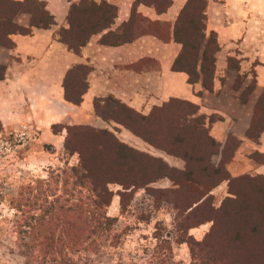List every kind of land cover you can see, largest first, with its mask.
<instances>
[{
	"label": "trees",
	"instance_id": "1",
	"mask_svg": "<svg viewBox=\"0 0 264 264\" xmlns=\"http://www.w3.org/2000/svg\"><path fill=\"white\" fill-rule=\"evenodd\" d=\"M139 1L154 5L159 11L164 10L171 2V0ZM206 3V0H188L182 9L174 26V38L182 43L183 49L176 58L173 68L186 71L189 74V82L194 84L201 80L205 87L211 89L216 72V54L220 50V45L215 31L209 35L205 31ZM22 11L31 12L33 25L47 27L54 23L53 15L45 9V3L41 0H0V44L13 47L11 33H31L30 27L21 26L14 21ZM116 13V5L107 0L100 3L95 0H80L73 3L68 15L69 27L60 29V39L75 52H80L92 34L104 30L114 22ZM133 34L130 26H127L123 33L108 32L103 41L119 43L125 38L130 39ZM235 61V58L229 59L230 64H235ZM89 71L88 65H77L68 72L65 79L67 101L80 104L88 86ZM5 73L6 65L0 64V79L5 78ZM79 73H82L83 85L76 82ZM243 77L239 75L237 83L240 84ZM177 102L187 104L192 109L179 115L174 111L172 117V106ZM110 105L111 109L103 114L105 108ZM95 109L105 119H113L129 128L154 147L176 156H183L187 161V168L181 172L187 174V178L192 172L189 162L192 156L182 154L178 150L166 149L161 145L158 140L162 137L161 123L169 121L179 124L177 131L176 125L174 126L175 142H186L193 130L205 133L208 140L217 145V148L214 151H208L206 148L201 154L203 156L208 151L209 167L217 173L221 171L225 173L218 176L215 181L210 177L206 181H201V185L209 186L208 190L181 208L184 218L180 219L179 225L185 232L177 237V242H187L193 259L203 264H251V261L248 263L241 261L242 257L248 259L250 256L264 260V184L257 185L258 197L250 196L249 200L241 196L239 191L231 189V185L238 180L255 178L264 180V176L230 177L224 160L216 166L211 162L213 153L218 152V142L209 133L206 125L207 116L197 113L198 105L187 100L171 99L161 106L154 107L150 113L143 114L120 99L110 96L96 99ZM216 119L215 114L210 116V121ZM260 122L259 125L263 126L264 120ZM58 125L54 124L53 128ZM66 128L65 151L70 155L78 153V164L65 163L61 167L51 168L46 177H38L33 182L22 184L17 194L11 198V206L16 210L17 238L24 247L25 264H80L87 253L94 252L100 247L101 240L109 236L117 221V217L108 215L107 210L114 197L110 184L122 185L124 190L121 191V203L124 204L123 198L128 188L146 186L161 177L172 176V171H179L161 158L121 141L107 128H96L90 124H72ZM168 134L171 137L172 134ZM77 135L85 137L83 145L76 142ZM147 158L159 162L149 170ZM225 179H229L233 195L226 197L219 207H215L211 205L210 191ZM207 207L214 210V214L202 221H193L194 214ZM231 210L237 222L230 229L221 232L225 223L227 224L222 223L221 216H231ZM206 221H212V226L202 240L189 233L192 227ZM64 226L67 228L61 229ZM227 232L230 236L229 241L223 238ZM247 234L248 237L256 236L262 240L259 239L261 243L256 248L258 252L254 253L255 255L241 254L243 244L248 239V237L245 239ZM230 242L233 243V255L225 256V250L231 246ZM225 244L228 245L227 248ZM149 264L176 263L160 259Z\"/></svg>",
	"mask_w": 264,
	"mask_h": 264
},
{
	"label": "crops",
	"instance_id": "2",
	"mask_svg": "<svg viewBox=\"0 0 264 264\" xmlns=\"http://www.w3.org/2000/svg\"><path fill=\"white\" fill-rule=\"evenodd\" d=\"M41 1L54 23L33 25L31 12L22 11L14 21L31 33H11L13 47L0 44V64L6 65L0 120L25 118L48 126L65 120L70 109L73 122L106 127L116 122L96 112V99L113 96L143 114L171 99L187 100L207 116L209 133L218 142V163L225 161L230 177L264 176V125H259L264 120V0H206L205 31H215L220 45L211 89L173 68L183 49L174 26L188 0H171L161 11L139 0H107L117 7L114 22L92 34L80 52L59 36L69 27L71 5L80 0ZM127 26L134 32L130 39L103 41L108 32L123 33ZM77 65L90 67L80 104L65 99V79ZM239 75L244 76L240 84ZM213 114L217 119L210 121ZM123 129L127 140L141 139ZM228 183L223 180L219 190L226 192Z\"/></svg>",
	"mask_w": 264,
	"mask_h": 264
},
{
	"label": "rangeland",
	"instance_id": "3",
	"mask_svg": "<svg viewBox=\"0 0 264 264\" xmlns=\"http://www.w3.org/2000/svg\"><path fill=\"white\" fill-rule=\"evenodd\" d=\"M81 79L82 73H79L76 77L77 84L83 85ZM111 107V105L107 106L103 114H106ZM191 109L187 104L177 102L172 106L171 114L173 117L174 111L179 115ZM73 113L69 109L65 120L50 123L48 126L47 124L41 126V123L31 122L25 118L11 121L0 120V263L25 264L26 261L23 254L24 247L17 238L16 210L11 206V198L17 194L20 186L33 182L38 177H46L51 168L61 167L65 163L78 164L79 154L70 155L65 151L64 145L67 135L66 126L80 124L73 122L70 116ZM197 113L202 114L199 110ZM107 123L106 127L93 126L113 131L121 141L161 158L179 171H172V176L161 177L146 186L128 188L124 194V204L121 203V191L124 190L122 185L110 184L114 197L107 210L108 215L117 217V221L109 232V236L101 240L100 247L94 252L87 253L80 264H149L160 259H167L176 264H203L193 259L189 244L177 242V237L185 232V229L179 225L180 219L184 218L181 208L208 190L209 186L201 185V181H206L209 177L215 181L218 176L225 173L224 171L217 173L209 167L208 151H214L217 145L211 143L206 134L200 130H193L190 138L184 143L175 142L174 126L176 125L177 131L179 124L169 121L161 123L162 137L158 139L161 145L166 149L178 150L182 154L192 156L189 160L192 172L187 178V174L181 172L187 168V161L183 156H176L158 149L140 136L141 139L127 140L122 134L123 125L110 121ZM54 124L59 125L53 128ZM55 130L59 131L55 132ZM168 133L172 134L171 137ZM84 140L85 137L77 135L78 144L83 145ZM206 148L208 151L202 156L201 151ZM146 161L149 170L153 169L156 162H159L148 158ZM211 162L215 166L219 164L216 153H213ZM219 184L210 191L211 205L215 207H219L226 197L233 195L229 183L226 192L219 190ZM260 184H264L263 179L238 180L231 185V189L239 191L241 196L249 200L250 196L259 194L257 185ZM213 214L214 210L209 207L204 208L194 214L193 221H202ZM231 214L228 217L221 216L222 223L227 222L221 232L230 229L237 222L232 210ZM211 226L212 221H206L192 227L189 233L196 239L202 240ZM64 228L67 227L64 226L61 229ZM228 233L223 235V238L229 241ZM248 235H245V239ZM259 239L256 236H249L243 244L241 254L257 253L256 248L262 241ZM225 247L227 248L228 245L225 244ZM232 251L233 243L225 250V256L233 255ZM241 261L264 264V260H258L255 256H250L248 259L242 257Z\"/></svg>",
	"mask_w": 264,
	"mask_h": 264
}]
</instances>
